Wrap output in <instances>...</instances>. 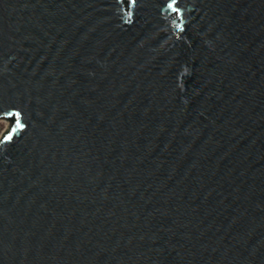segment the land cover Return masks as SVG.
I'll return each instance as SVG.
<instances>
[{
  "label": "water",
  "instance_id": "obj_1",
  "mask_svg": "<svg viewBox=\"0 0 264 264\" xmlns=\"http://www.w3.org/2000/svg\"><path fill=\"white\" fill-rule=\"evenodd\" d=\"M0 119V264H264V0H0Z\"/></svg>",
  "mask_w": 264,
  "mask_h": 264
},
{
  "label": "rangeland",
  "instance_id": "obj_2",
  "mask_svg": "<svg viewBox=\"0 0 264 264\" xmlns=\"http://www.w3.org/2000/svg\"><path fill=\"white\" fill-rule=\"evenodd\" d=\"M10 123L7 120L0 119V137L9 129Z\"/></svg>",
  "mask_w": 264,
  "mask_h": 264
},
{
  "label": "snow or ice",
  "instance_id": "obj_3",
  "mask_svg": "<svg viewBox=\"0 0 264 264\" xmlns=\"http://www.w3.org/2000/svg\"><path fill=\"white\" fill-rule=\"evenodd\" d=\"M8 137H6V139H7Z\"/></svg>",
  "mask_w": 264,
  "mask_h": 264
}]
</instances>
